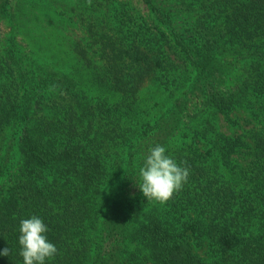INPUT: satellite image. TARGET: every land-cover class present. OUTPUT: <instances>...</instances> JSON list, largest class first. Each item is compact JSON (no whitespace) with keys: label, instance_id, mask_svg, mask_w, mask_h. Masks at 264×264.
I'll return each instance as SVG.
<instances>
[{"label":"trees","instance_id":"1","mask_svg":"<svg viewBox=\"0 0 264 264\" xmlns=\"http://www.w3.org/2000/svg\"><path fill=\"white\" fill-rule=\"evenodd\" d=\"M18 1L0 0V264H23L32 216L57 248L45 264H264V0H142L150 23L89 29L74 54L98 95L37 62ZM239 110L251 146L218 129ZM157 144L190 170L166 203L138 188Z\"/></svg>","mask_w":264,"mask_h":264},{"label":"rangeland","instance_id":"2","mask_svg":"<svg viewBox=\"0 0 264 264\" xmlns=\"http://www.w3.org/2000/svg\"><path fill=\"white\" fill-rule=\"evenodd\" d=\"M13 9L18 11L16 30L37 62L53 65L76 79L90 91L89 95L102 92L90 83L94 70L76 60L75 41L89 29L97 35L103 31L110 32V27L120 31L123 28L119 23L121 15L131 18L136 24L151 21V12L142 0H91L90 5L80 0H19ZM124 30L119 34L121 38L125 35ZM123 42L127 44L128 40ZM151 86L144 88L143 105L152 106L161 98L159 96L162 94L155 93V87ZM231 118L237 121L236 124H228L220 119L217 124L219 131L228 136H239L251 146V140H248L250 127L246 123L247 113L235 111ZM237 161L239 166H247L244 156Z\"/></svg>","mask_w":264,"mask_h":264},{"label":"clouds","instance_id":"3","mask_svg":"<svg viewBox=\"0 0 264 264\" xmlns=\"http://www.w3.org/2000/svg\"><path fill=\"white\" fill-rule=\"evenodd\" d=\"M87 2L91 4V0ZM185 164L183 161L178 164L167 155L164 146L155 145L148 150L139 168V191L146 200L166 203L188 180L190 170ZM47 232V226L37 216L20 221L18 244L23 264H45L46 260L55 257L57 248L49 242ZM9 252L10 249L5 248L0 250V255L8 256Z\"/></svg>","mask_w":264,"mask_h":264}]
</instances>
